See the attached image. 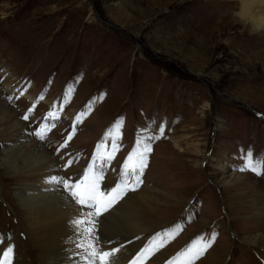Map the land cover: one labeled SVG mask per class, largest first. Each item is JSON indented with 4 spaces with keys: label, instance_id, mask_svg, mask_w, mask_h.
<instances>
[{
    "label": "rangeland",
    "instance_id": "374dc122",
    "mask_svg": "<svg viewBox=\"0 0 264 264\" xmlns=\"http://www.w3.org/2000/svg\"><path fill=\"white\" fill-rule=\"evenodd\" d=\"M229 8L220 0H0V105L19 115L6 127L21 121L29 144L8 158L22 140L0 135V239L13 247L12 264L16 250L24 264H40L21 223L33 183L20 176L25 156L48 152L66 178L87 168L98 145L110 152L116 137L102 187L118 182L141 129L159 138L142 183L111 209L144 187L154 192L153 217L134 207L158 229L147 240L158 250L145 262L171 250L178 264V253L215 233L194 264H264V250L241 241L264 242V55H254L264 43L234 14L221 21ZM249 148L261 175L239 170Z\"/></svg>",
    "mask_w": 264,
    "mask_h": 264
},
{
    "label": "bare ground",
    "instance_id": "6f19581e",
    "mask_svg": "<svg viewBox=\"0 0 264 264\" xmlns=\"http://www.w3.org/2000/svg\"><path fill=\"white\" fill-rule=\"evenodd\" d=\"M220 1H229L235 5V0ZM222 5L223 7H228L227 5ZM231 10L232 9L229 8L227 11L222 12L223 14H221L220 17L221 21L222 18H224L226 23V20L234 13H232ZM249 30L252 36L256 35L259 41L264 43V31L256 32L252 31L250 28ZM259 46L260 45H257L258 50L260 48ZM254 55L260 58L264 55V51L261 50L259 53H254ZM260 59L262 60V58ZM16 114H14V110L5 109L4 106L2 107L0 105V135L9 136L10 134H15V137L22 140L19 141L18 148H9L7 151L8 158H11L10 156H19L25 147H29V144H25V141L28 140V136L23 133L26 132V127L21 121H15L10 128L6 127L11 120L14 121L16 117H19V115ZM24 159L26 161V167L20 176H22L23 179L33 180V183L27 189L28 196L26 198L21 197L24 207V220L21 221V223L24 222V226L26 227L25 231L29 234L31 240L30 243L39 251L38 259L40 264H82V257L80 255L81 249L76 247V244L81 242V237L72 227V220L77 217V210L80 206L75 204L74 200L70 199L68 196L69 192L66 193V190L60 191L55 186L46 183L49 176L60 175L57 169V160L53 159L48 152L42 154L34 150H32L31 155L25 156ZM77 173L80 172L75 171L67 174L68 176L66 178L73 177L74 179ZM239 180L242 179H236L234 182H229L228 185L231 183L236 187ZM112 184L113 183H110L108 185ZM103 187L104 186H102V189ZM133 199L135 206L132 205V202L128 205L111 209L103 214L101 219L103 220V217H107V219L103 221L98 228V235L101 239V243H103L105 238H109L113 241V243L108 245L109 248L120 244L124 245L123 252L118 254L124 259L132 257L134 252L147 245V240L158 230L157 227L153 226L152 222L147 223L145 220H138L136 218L138 211L134 208L141 205L147 211L146 215H148V218L150 219L153 217L158 204L154 192L148 187H144L141 194L135 196ZM260 210L261 211H258V215L262 217L264 216V207ZM111 227L115 229L114 233L110 232ZM1 237L3 243L0 244V248H6L9 246V241L4 233ZM241 241L249 246L259 247L264 250V242L259 235L248 237ZM169 252H171V250L167 251L168 254L164 251V253L157 255L149 262H144V264H169V261L172 260V257H169L171 254ZM16 253L18 255L16 264L26 263L25 259H28V257H24L20 250H16ZM0 255H2V252H0ZM213 262L214 264L220 263L217 261Z\"/></svg>",
    "mask_w": 264,
    "mask_h": 264
},
{
    "label": "snow or ice",
    "instance_id": "6c2138e0",
    "mask_svg": "<svg viewBox=\"0 0 264 264\" xmlns=\"http://www.w3.org/2000/svg\"><path fill=\"white\" fill-rule=\"evenodd\" d=\"M31 112V108L29 109ZM48 118L58 119L52 112H49ZM23 119L28 120L29 116L25 115ZM77 123L79 120L77 119ZM119 127V125H117ZM75 131V127L73 129ZM160 133L163 134V127L160 128ZM147 129H141L137 134L135 147L126 157L119 171L118 182L112 185H105L102 189L101 182L104 180L107 166L111 164L115 158V153L119 150V143L116 137L112 138L111 151L101 152V145L97 146L96 154L92 157V162L82 172L75 174V177L65 178L60 175H51L47 178L46 183L55 186L60 191L67 190L70 193V199L74 200L75 204L80 208L77 210V217L72 220V227L75 232L81 237V242L76 244V247L81 249L82 264H144V262L155 254L158 248H153V241H149L147 245L134 252L132 257L124 259L121 255L124 245L120 244L109 248L108 245L113 243L109 238H105L103 243L98 235V228L106 221L107 217H103L117 202L129 191H135L139 184L142 183L144 169L147 167V156L152 151L151 141L158 139L155 136H145ZM36 135L40 139H45L44 133L37 131ZM71 139V136L68 137ZM107 139V137H105ZM103 143V142H102ZM66 146V145H65ZM242 165L240 171H251L256 175H261V161L256 160L251 148H249L246 156L241 150ZM72 160H68L70 165ZM161 237L163 246V233H158ZM216 239V234L212 233L211 237L204 241L201 239L199 246L195 252L192 246L186 247L183 251L177 254L178 258L183 256V261H178V264H194L204 253L210 249ZM3 240L0 239V244ZM0 264H12L13 247L7 246L0 248ZM169 264H177L176 261H169Z\"/></svg>",
    "mask_w": 264,
    "mask_h": 264
},
{
    "label": "clouds",
    "instance_id": "9594fccd",
    "mask_svg": "<svg viewBox=\"0 0 264 264\" xmlns=\"http://www.w3.org/2000/svg\"><path fill=\"white\" fill-rule=\"evenodd\" d=\"M233 14L252 31H264V0H235Z\"/></svg>",
    "mask_w": 264,
    "mask_h": 264
},
{
    "label": "water",
    "instance_id": "95a60500",
    "mask_svg": "<svg viewBox=\"0 0 264 264\" xmlns=\"http://www.w3.org/2000/svg\"><path fill=\"white\" fill-rule=\"evenodd\" d=\"M256 116H258L259 118L263 119L260 115H258L257 113L255 114ZM264 120V119H263Z\"/></svg>",
    "mask_w": 264,
    "mask_h": 264
}]
</instances>
